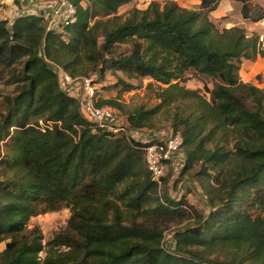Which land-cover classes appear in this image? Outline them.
I'll return each instance as SVG.
<instances>
[{
    "label": "trees",
    "instance_id": "1",
    "mask_svg": "<svg viewBox=\"0 0 264 264\" xmlns=\"http://www.w3.org/2000/svg\"><path fill=\"white\" fill-rule=\"evenodd\" d=\"M129 1L70 0L74 20L58 30L38 13L0 19V69L14 85L0 115V264H264V91L239 77L243 59L264 56L259 36L219 29L209 17L219 0L151 1L116 15ZM233 1L243 19L264 18L252 0ZM46 60L71 77L152 80L153 107L97 105L116 107L132 128L169 121L182 137L180 172L204 180L207 209L162 197L142 144L88 122ZM188 71L217 82L211 100L181 85ZM62 208L67 231L46 242L31 219ZM186 219L167 252L161 224Z\"/></svg>",
    "mask_w": 264,
    "mask_h": 264
},
{
    "label": "rangeland",
    "instance_id": "2",
    "mask_svg": "<svg viewBox=\"0 0 264 264\" xmlns=\"http://www.w3.org/2000/svg\"><path fill=\"white\" fill-rule=\"evenodd\" d=\"M15 0L9 5L10 1L0 0V19H7L9 22L17 16L20 11L19 5ZM157 1L164 5L167 0H130L118 8L116 15L126 16L132 7L140 9L145 8L149 2ZM176 2L183 7L192 8L194 2L192 0H176ZM15 3V4H14ZM254 5L260 7L264 11V0H252ZM15 5V6H14ZM239 4L233 0H220V6L216 8L210 15L211 21L219 28H229L233 26L243 27L248 35H264V18L256 23L243 19L239 12ZM128 45H121L118 52H123L128 49ZM261 48V47H260ZM7 71L0 69V115L4 113L5 103L3 96H11L14 91V85L8 84ZM239 77L241 82L254 85L264 91V56H257L255 60H242L239 70ZM96 93L100 99H112L121 105V108L127 110L134 105L142 104L147 108L153 107L158 103L154 94L148 87L152 81L148 78L134 79L126 77L121 71H106L102 78L97 74L92 75ZM184 85L188 89H195L204 95L208 100H211V91L216 87L217 82L211 81L208 78L198 76L193 71H188L183 75ZM119 79L124 80L134 86L129 92L121 93V85L116 86ZM122 118L124 114L120 113ZM162 116H157L155 124L152 127H144L148 130H159L170 128V122L163 119ZM230 147V143L226 145ZM177 169L168 166L166 174L159 193L162 197L169 199L183 198L190 206L197 211H204L206 209L205 199H203L202 187L204 180L201 177L194 175L195 170L182 174ZM70 217L68 208H62L58 211L47 212L31 219V225L40 227L44 240L46 242L52 240L57 234L67 231V222ZM193 219L169 222L161 224L162 230H178L187 224L192 223ZM4 242H0V251L4 248ZM43 255V253L41 254Z\"/></svg>",
    "mask_w": 264,
    "mask_h": 264
},
{
    "label": "built area",
    "instance_id": "3",
    "mask_svg": "<svg viewBox=\"0 0 264 264\" xmlns=\"http://www.w3.org/2000/svg\"><path fill=\"white\" fill-rule=\"evenodd\" d=\"M25 2V1H24ZM30 6L19 9V14H37L41 11L46 21V29L58 30L60 24L65 21H73L75 7L70 0H27ZM18 14V15H19ZM261 47L264 48L262 35L259 36ZM47 61V60H46ZM49 68L54 72L59 88L71 97H74L79 105L81 115L95 127H100L114 133H122L130 141L142 144L145 166L151 179L161 187L168 166L177 169L182 168L185 162V154L182 149V137L174 133L170 128L148 130L145 128H132L120 111L111 105H97L98 95L92 76L71 77L59 65L47 61ZM175 165V167H174ZM176 241L174 230L163 232L161 246L167 252H173Z\"/></svg>",
    "mask_w": 264,
    "mask_h": 264
},
{
    "label": "crops",
    "instance_id": "4",
    "mask_svg": "<svg viewBox=\"0 0 264 264\" xmlns=\"http://www.w3.org/2000/svg\"><path fill=\"white\" fill-rule=\"evenodd\" d=\"M7 1H10V3H9V5H11V3H13V0H7ZM23 1V3L25 4L24 6H30L31 7V5H29V3L27 2V0H22ZM25 1V2H24ZM194 3H196L194 0H192ZM18 3H20V0L18 1ZM15 4V3H14ZM15 6V5H14ZM220 6V0H219V3H218V6L217 7H219ZM17 8H19V9H21V8H23V6H21V4H19L18 6H17ZM36 13H38V14H42V12L41 11H37ZM174 167H175V165H174ZM203 199H204V196H203ZM207 209V208H206Z\"/></svg>",
    "mask_w": 264,
    "mask_h": 264
}]
</instances>
